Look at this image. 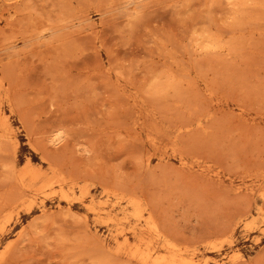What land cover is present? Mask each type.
<instances>
[{
  "label": "rangeland",
  "instance_id": "obj_1",
  "mask_svg": "<svg viewBox=\"0 0 264 264\" xmlns=\"http://www.w3.org/2000/svg\"><path fill=\"white\" fill-rule=\"evenodd\" d=\"M0 264H264V0H0Z\"/></svg>",
  "mask_w": 264,
  "mask_h": 264
}]
</instances>
